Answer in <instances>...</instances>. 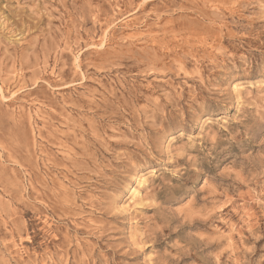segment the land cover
Returning <instances> with one entry per match:
<instances>
[{"label":"rangeland","instance_id":"rangeland-1","mask_svg":"<svg viewBox=\"0 0 264 264\" xmlns=\"http://www.w3.org/2000/svg\"><path fill=\"white\" fill-rule=\"evenodd\" d=\"M0 264H264V0H0Z\"/></svg>","mask_w":264,"mask_h":264},{"label":"bare ground","instance_id":"bare-ground-1","mask_svg":"<svg viewBox=\"0 0 264 264\" xmlns=\"http://www.w3.org/2000/svg\"><path fill=\"white\" fill-rule=\"evenodd\" d=\"M13 34V33H12Z\"/></svg>","mask_w":264,"mask_h":264}]
</instances>
